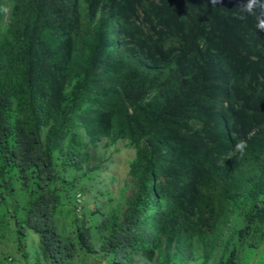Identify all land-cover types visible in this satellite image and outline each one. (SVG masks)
<instances>
[{"label":"trees","instance_id":"trees-1","mask_svg":"<svg viewBox=\"0 0 264 264\" xmlns=\"http://www.w3.org/2000/svg\"><path fill=\"white\" fill-rule=\"evenodd\" d=\"M102 139L134 148V192L92 210L95 234L86 219L64 234ZM7 214L22 256L32 229L51 264H248L264 241V0H0V228Z\"/></svg>","mask_w":264,"mask_h":264},{"label":"rangeland","instance_id":"rangeland-1","mask_svg":"<svg viewBox=\"0 0 264 264\" xmlns=\"http://www.w3.org/2000/svg\"><path fill=\"white\" fill-rule=\"evenodd\" d=\"M107 140L102 139L96 149H92V158L89 159L88 164L84 165L81 171L87 172L80 187L83 196L77 208L71 210L69 216H61L60 229L64 234L67 231L70 233L77 224L85 219L92 223L93 233L98 232L96 223L101 220L103 212L98 210L96 216L92 210H96L98 205L106 211L111 208V205L120 203L125 204L126 199L134 192V185L129 176V163L135 154V150L128 144L127 140H119L114 144H106ZM98 165L95 169L90 170L89 167ZM76 171L69 172L71 175ZM90 174V175H89ZM15 203V202H14ZM73 207L66 206L65 209ZM77 219L73 221V218ZM8 227L0 228V264H9L5 258V252L20 253L18 250V234L14 229V220L9 214L6 215ZM100 217V218H99ZM11 228V230L9 229ZM94 233V234H95ZM95 239V238H94ZM98 241V240H97ZM40 236L37 232L30 229L26 237L27 250L30 257V262L33 264H51L43 254L39 253ZM103 254V255H102ZM72 264H115L114 260L105 257L102 251L94 254L81 253L76 257ZM141 264H154L144 263ZM248 264H264V241L253 250L248 256Z\"/></svg>","mask_w":264,"mask_h":264},{"label":"crops","instance_id":"crops-1","mask_svg":"<svg viewBox=\"0 0 264 264\" xmlns=\"http://www.w3.org/2000/svg\"><path fill=\"white\" fill-rule=\"evenodd\" d=\"M21 253V252H20ZM11 254H13L14 255V257H15V261L17 262V263H20V264H33L32 262H30L31 260H30V257L28 256V257H24V256H22V254H17V253H15V252H12ZM50 261V260H49ZM36 264V263H35Z\"/></svg>","mask_w":264,"mask_h":264},{"label":"clouds","instance_id":"clouds-1","mask_svg":"<svg viewBox=\"0 0 264 264\" xmlns=\"http://www.w3.org/2000/svg\"><path fill=\"white\" fill-rule=\"evenodd\" d=\"M249 8H251V5H249ZM81 194V193H80ZM82 194L80 195V197L79 196H77V200L79 201V202H81V200H82ZM9 257H12V260H9L8 259V261H9V264H19V263H17L16 261H15V257L14 256H12V255H10Z\"/></svg>","mask_w":264,"mask_h":264},{"label":"built area","instance_id":"built-area-1","mask_svg":"<svg viewBox=\"0 0 264 264\" xmlns=\"http://www.w3.org/2000/svg\"><path fill=\"white\" fill-rule=\"evenodd\" d=\"M80 195H81V194H80V193H78V196H79V197H80ZM9 260H12V257H9ZM13 264H14V263H13Z\"/></svg>","mask_w":264,"mask_h":264}]
</instances>
